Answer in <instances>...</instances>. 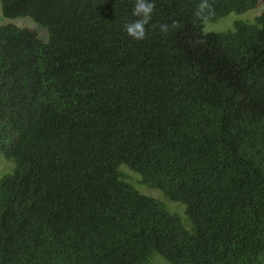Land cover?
Here are the masks:
<instances>
[{
	"label": "trees",
	"instance_id": "1",
	"mask_svg": "<svg viewBox=\"0 0 264 264\" xmlns=\"http://www.w3.org/2000/svg\"><path fill=\"white\" fill-rule=\"evenodd\" d=\"M0 2V264H264V10L204 31L260 0Z\"/></svg>",
	"mask_w": 264,
	"mask_h": 264
},
{
	"label": "rangeland",
	"instance_id": "2",
	"mask_svg": "<svg viewBox=\"0 0 264 264\" xmlns=\"http://www.w3.org/2000/svg\"><path fill=\"white\" fill-rule=\"evenodd\" d=\"M264 10V0H260L259 4L250 10L242 13L232 12L225 17L220 18L217 21H208L204 24V31H223L231 28L236 20H248L253 21L255 17ZM0 24H12L20 28H28L37 32L38 36L44 40H48L47 29L40 26L29 16L7 18L3 15L2 5L0 2ZM12 167V162L1 157L0 155V176L7 172ZM125 172L129 175L130 180L137 186L138 190L142 193L151 195L153 197L164 200L171 209L177 210L181 213V217L184 221H188L187 214L185 212L186 204L181 201H173L167 198L163 191L157 188L147 186L139 183L140 175L131 170L129 166L123 164L122 166ZM141 178V177H140ZM189 223V221H188ZM154 264H173L172 262L163 258L159 253H156L153 259Z\"/></svg>",
	"mask_w": 264,
	"mask_h": 264
},
{
	"label": "clouds",
	"instance_id": "3",
	"mask_svg": "<svg viewBox=\"0 0 264 264\" xmlns=\"http://www.w3.org/2000/svg\"><path fill=\"white\" fill-rule=\"evenodd\" d=\"M209 5L207 0H202L197 15H200ZM154 9V3L149 2V0H135L133 5V15L140 17L131 23H126L124 29L129 36H132L135 39H143L145 35V25L151 19V13ZM162 30H167L166 25L160 26Z\"/></svg>",
	"mask_w": 264,
	"mask_h": 264
}]
</instances>
